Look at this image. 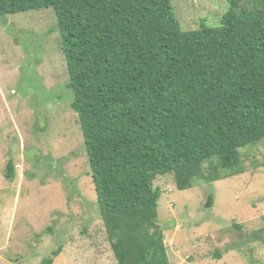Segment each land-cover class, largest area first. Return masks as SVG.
Segmentation results:
<instances>
[{"label": "trees", "instance_id": "1", "mask_svg": "<svg viewBox=\"0 0 264 264\" xmlns=\"http://www.w3.org/2000/svg\"><path fill=\"white\" fill-rule=\"evenodd\" d=\"M227 3L219 26L184 31L171 0H0V17L54 10L117 264H171L157 223L158 175L173 173L184 190L242 174L241 150L264 139V0ZM4 176L15 179L12 160ZM212 202L209 193L205 206Z\"/></svg>", "mask_w": 264, "mask_h": 264}, {"label": "rangeland", "instance_id": "2", "mask_svg": "<svg viewBox=\"0 0 264 264\" xmlns=\"http://www.w3.org/2000/svg\"><path fill=\"white\" fill-rule=\"evenodd\" d=\"M171 5L184 31L200 21L217 27L228 9L227 0ZM56 25L52 7L0 17V264H42L59 245L53 264H117ZM241 152L245 171L230 178L195 179L184 190L173 173L153 181L171 264H264V139ZM9 160L12 181L4 176Z\"/></svg>", "mask_w": 264, "mask_h": 264}]
</instances>
